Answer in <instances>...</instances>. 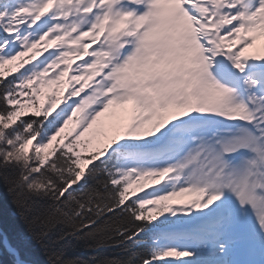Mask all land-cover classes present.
Instances as JSON below:
<instances>
[{
  "label": "snow or ice",
  "instance_id": "snow-or-ice-1",
  "mask_svg": "<svg viewBox=\"0 0 264 264\" xmlns=\"http://www.w3.org/2000/svg\"><path fill=\"white\" fill-rule=\"evenodd\" d=\"M258 41L264 0H0V185L23 224L0 229L6 264H86L72 240L126 253L87 264H264Z\"/></svg>",
  "mask_w": 264,
  "mask_h": 264
},
{
  "label": "rangeland",
  "instance_id": "rangeland-1",
  "mask_svg": "<svg viewBox=\"0 0 264 264\" xmlns=\"http://www.w3.org/2000/svg\"><path fill=\"white\" fill-rule=\"evenodd\" d=\"M262 44H264V41L257 42V45L255 46L256 52L261 49ZM41 47H43V45ZM260 54H264V50H260ZM29 55H31V53H29ZM3 71H4V77L7 79H9L11 75L18 74L17 69L14 64L6 65ZM65 76H68V75H65ZM62 86H63V83L58 87V89L61 88ZM56 87L57 86H53V89L56 90L57 89ZM51 91L52 90L45 89V92L48 95L51 94ZM56 103H57V107L63 106L62 100L60 101L58 100ZM131 108L132 106L130 104L124 106L123 109L113 106V108H111L108 112L104 113L98 119L96 124L93 125L92 129H90L89 132L85 133L84 137H82V140L90 141V143H88L83 149H77V151L80 152L82 159L87 156H90L91 152H100L102 147L109 143L110 139H112L113 137H118L120 134H122L125 131V128H124V125L126 123L125 110L130 112ZM30 111H34V109H30ZM72 127L73 125H69V128L66 129V132L71 130ZM54 144H56V142H54ZM50 150H51V146H50V149H47L45 151L50 152ZM141 183L147 184L145 186V189H146L147 187H149V185H152L153 182L152 181H142ZM136 189L138 188L134 187L132 190L136 191ZM182 199H187V197L176 198L173 201V203H178Z\"/></svg>",
  "mask_w": 264,
  "mask_h": 264
},
{
  "label": "trees",
  "instance_id": "trees-1",
  "mask_svg": "<svg viewBox=\"0 0 264 264\" xmlns=\"http://www.w3.org/2000/svg\"><path fill=\"white\" fill-rule=\"evenodd\" d=\"M16 213L17 209L11 204L8 192L0 185V229L7 231L10 236L15 230L23 228L22 221ZM90 243L92 242L87 240H72L68 255L79 257L86 264L92 257H95L97 260H102L104 258L114 257L125 258L126 256V253L122 252L119 248L110 246L113 243L112 241H109L107 245L99 247L95 251L88 247ZM137 250L142 252L144 246H141ZM0 261L6 264L7 257H0Z\"/></svg>",
  "mask_w": 264,
  "mask_h": 264
}]
</instances>
